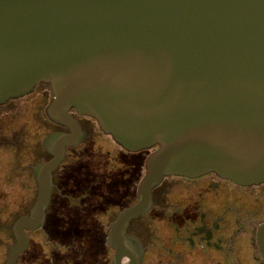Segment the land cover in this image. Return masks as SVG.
Segmentation results:
<instances>
[{
	"label": "water",
	"instance_id": "95a60500",
	"mask_svg": "<svg viewBox=\"0 0 264 264\" xmlns=\"http://www.w3.org/2000/svg\"><path fill=\"white\" fill-rule=\"evenodd\" d=\"M38 84L52 121L154 149L115 234L164 177L264 183V0H0V105Z\"/></svg>",
	"mask_w": 264,
	"mask_h": 264
},
{
	"label": "flooded vegetation",
	"instance_id": "af4514ba",
	"mask_svg": "<svg viewBox=\"0 0 264 264\" xmlns=\"http://www.w3.org/2000/svg\"><path fill=\"white\" fill-rule=\"evenodd\" d=\"M52 98L38 84L0 105V264H264V183L164 177L115 234L154 149L128 151L74 110L71 131Z\"/></svg>",
	"mask_w": 264,
	"mask_h": 264
}]
</instances>
